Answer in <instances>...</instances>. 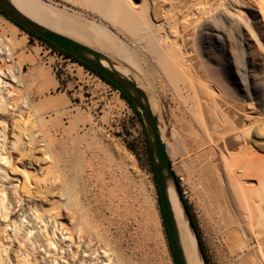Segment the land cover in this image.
Returning a JSON list of instances; mask_svg holds the SVG:
<instances>
[{
    "label": "bare ground",
    "instance_id": "1",
    "mask_svg": "<svg viewBox=\"0 0 264 264\" xmlns=\"http://www.w3.org/2000/svg\"><path fill=\"white\" fill-rule=\"evenodd\" d=\"M9 1L44 26L135 67L140 76L138 84L152 93L149 103L154 113L163 109V95L171 96L181 114L177 119L181 118V123L186 125L193 119L202 141L204 139L209 145L210 156L217 159L214 170L206 164L210 168L206 179L202 175L206 173L203 172L204 167L199 165L201 161L198 164L192 162L188 170L192 179L206 187L210 213L216 214L219 210L224 222L231 225L226 228V237L233 251L248 247L251 239L255 240L253 248L238 257V264H264V101L258 94L264 78L255 64L257 57L262 58L264 72V40L259 35L261 23L264 26V0H253L255 3H250V0H171L170 3L167 0H68L74 5L72 11L51 9L46 0ZM168 4L169 8L166 7ZM239 6H247L248 9L243 10ZM11 56V47L0 41V264H43L42 258L46 259V264H110V246L96 226H92L90 237H82L77 242V250L74 249L69 257L62 256L65 247L74 246L72 232L59 220L56 211L48 208L40 211L35 203H31L30 195L42 200L46 195L34 194L26 175L20 178L9 174L17 170L18 156L13 153L22 145L23 148L27 145V152H32L35 147L33 136L27 143L22 141L24 130H27L21 125L24 108H28L30 114L34 110L36 115V108L30 106L28 99L19 97L15 84L2 79L16 81L10 65L2 66L4 59ZM247 56L251 59L248 60ZM238 57L241 64L232 69V61ZM103 63L108 65L104 60ZM116 68L126 75L129 73L125 67ZM46 73L38 69L34 76L40 93L49 87ZM235 74L240 75L239 80ZM225 96H230L235 102L222 101ZM248 100L257 102L259 111L255 114L254 111L253 114L247 112L248 105L253 104ZM51 102H39L41 111L46 105L54 106ZM189 115L191 119H188ZM244 120H249L250 124ZM41 126L39 137L49 139V133ZM163 130L160 126L164 139ZM194 133L197 136L198 132ZM250 135L252 139H249ZM235 138H241L244 143L234 153L239 141ZM166 144L170 153L172 146ZM204 155L197 154L198 157ZM41 158L46 161L48 157ZM44 165L39 166L41 170ZM46 172L49 174V170L44 174ZM167 195L186 264H205L195 230L190 226L171 178L167 181ZM21 202L25 210L19 212L15 219L13 215L23 204ZM243 219L250 232L247 233L248 238L239 231L244 224ZM33 228L37 235L32 240ZM5 237L9 238L8 244L3 242ZM10 246L17 252L13 258L8 253Z\"/></svg>",
    "mask_w": 264,
    "mask_h": 264
},
{
    "label": "rangeland",
    "instance_id": "2",
    "mask_svg": "<svg viewBox=\"0 0 264 264\" xmlns=\"http://www.w3.org/2000/svg\"><path fill=\"white\" fill-rule=\"evenodd\" d=\"M46 1L50 4L51 9H67L69 11L75 9L73 3L68 0ZM167 1L168 3L172 2L171 0ZM228 1L235 2L236 0ZM253 2L255 3L250 0V3ZM166 7L169 8V4ZM239 8L248 9L247 6H239ZM87 18L90 19V16L87 15ZM261 24L259 35L264 40V26L263 23ZM0 41L7 43L12 49V56L8 58L10 60L5 58V63L3 62L2 66L10 65L16 81L2 79L9 81L8 83H14L15 88L20 92L19 97L27 98L30 106L36 108V115L33 114L34 110L31 115L28 113L29 109L24 108L25 112L23 109L24 115L22 116L24 120L21 119L22 127L27 129L24 130L26 138L22 137V141L27 143L30 136H33L35 147L32 152H27V145L25 148L22 145L17 152L13 153L18 156L17 170L9 174L11 176L16 174L20 178L26 175L34 194L46 195L43 200L30 195L31 203H35L40 211L47 208L56 211L55 213L60 217L59 220H62L68 231L72 232L74 246L72 248L65 247L62 256L69 257L74 249L77 250L75 247L77 242L82 237H90L93 234L92 226H96L105 243L108 247L110 246L112 257L110 264H175L163 221L155 165L151 160L153 152H150L152 151L150 138L141 112L138 114L122 97L118 89L93 71L49 43L30 35L1 13ZM108 56L116 66L127 68L128 75L140 82V76L135 67L123 59L112 55ZM247 59L251 58L247 56ZM262 61V58L257 57L255 64L258 71L261 72L260 76L264 78ZM232 62L233 69L241 64V59L238 57ZM38 69L46 71L48 75L49 87L42 93L38 92L36 81H34ZM34 70L36 71L34 72ZM248 73L251 74V71L248 70ZM235 78L239 80L240 75L235 74ZM262 82L259 85L258 94L259 98L264 101L263 79ZM238 86L241 85L238 84ZM145 92L150 98L152 93L148 90ZM163 98V109L158 110L155 114L159 118L160 126L164 129L165 142L172 146V153L170 152L169 156L174 177L197 225L207 260L209 264H238V257L246 253L248 249H252L255 240L252 238L248 247L237 249V251H233L230 247L226 230L231 225L224 222L219 210L216 214L210 213L206 187L202 182L198 180L196 182L195 178L192 179L188 171L192 162L198 164L201 161L202 163L200 162L199 165L204 167L203 172L206 173H202V175L204 174L203 177L206 179L209 175L208 169L214 170L217 159L210 156L209 145L205 144L204 139L202 141L201 132L190 115L188 119L191 120L188 121V125L181 123V118L177 119L181 114L176 109L171 96L163 95ZM223 98H221L222 101L235 102L230 96ZM255 100H248L253 104L248 105L250 108L246 109L247 112L253 114L252 111H254L255 114L256 111H259ZM45 101L47 103L52 101L54 106L46 105L41 111L39 102ZM228 106L230 107V105ZM244 121L250 124L249 120ZM37 122L38 124H36ZM41 125L49 133V139L39 137ZM185 126L187 130L184 129ZM181 127L183 130L180 129ZM185 132H189L188 135ZM194 132H198L197 136ZM181 137H185L182 138L183 141ZM248 137L252 139V135ZM240 139L235 138L238 142H236L234 153L238 152V148L240 149L244 143ZM189 140L192 141L189 142ZM172 150L178 151V153L176 154ZM204 151L206 152L203 153ZM197 154L198 156L205 155L203 158L202 156L198 157ZM43 156L48 157L46 161L42 160ZM29 162L32 163L31 166ZM203 163L205 166L201 165ZM42 164L46 165L43 166L44 170L39 167ZM205 167L207 171H205ZM48 170L49 174L47 172L44 174ZM46 185L48 186L46 187ZM17 209L19 210L15 215L10 213L15 219L19 212L25 210L24 203ZM245 221L243 219L242 223L244 224L239 227V231L243 233L240 234L244 238L245 234L247 237L250 233ZM227 226L229 227L227 228ZM32 230L30 237L33 240L36 239L37 233L34 228ZM3 242L8 244L9 238L5 237ZM251 243L252 245L249 247ZM66 250L71 252L68 253ZM8 251L12 258L17 254L11 246ZM36 255L39 257L40 253L37 252ZM41 260L43 264H46L45 258Z\"/></svg>",
    "mask_w": 264,
    "mask_h": 264
},
{
    "label": "water",
    "instance_id": "3",
    "mask_svg": "<svg viewBox=\"0 0 264 264\" xmlns=\"http://www.w3.org/2000/svg\"><path fill=\"white\" fill-rule=\"evenodd\" d=\"M0 10L7 14L14 21L22 25L28 31L42 36L63 50L92 65L112 82H114L136 104L142 114L150 138L161 203L176 264H186L179 244L178 233L175 227L174 217L167 195V181L169 178L174 181L175 187L179 192V196L183 202L184 210L189 217V223L192 228L193 225L190 220L188 209L186 208L183 197L180 193V188L174 177L167 144L164 141L160 131L159 118L152 111L149 103V97L145 90L133 77L118 71L116 65L112 62L110 57L103 52L44 26L43 24L18 10L9 0H0ZM103 60L106 61L108 65H105Z\"/></svg>",
    "mask_w": 264,
    "mask_h": 264
},
{
    "label": "trees",
    "instance_id": "4",
    "mask_svg": "<svg viewBox=\"0 0 264 264\" xmlns=\"http://www.w3.org/2000/svg\"><path fill=\"white\" fill-rule=\"evenodd\" d=\"M0 13L5 16L7 19H9L10 21H12L13 23H15L18 27H20L21 29L25 30L27 33H29L30 35L32 36H35L47 43H49L50 45H52L53 47L59 49L62 53H64L65 55L71 57L72 59H74L75 61H78L79 63H81L82 65H84L86 68L90 69L91 71H93L95 74H97L99 77H101L104 81H106L107 83L111 84L114 88L118 89L122 95V97H124L127 102L135 109V111L140 114V110L138 109V107L136 106V104L129 98V96H127V94L121 90L114 82H112L109 78H107L103 73H101L100 71H98L96 68H94L92 65L88 64L87 62L81 60L80 58L74 56L73 54L63 50L62 48H60L59 46L51 43L50 41L46 40L45 38H43L42 36L40 35H37L31 31H28L27 29H25L22 25H20L19 23H17L16 21H14L12 18H10L7 14H5L4 12H2L0 10ZM152 153V151H150ZM151 160H152V163L154 165V158H153V155H151ZM154 170H155V167H154ZM156 171V170H155ZM156 178H157V175H156ZM157 184H158V181H157ZM159 189V188H158ZM159 200H160V203H161V198H160V193H159ZM184 200V198H183ZM184 203L186 205V208L188 209V212H189V215H190V220L192 222V225H193V228L195 230V233H196V237H197V240H198V244L200 246V249L202 251V254H203V257H204V260H205V264H209L208 260H207V257L205 255V251H204V248H203V243H202V240H201V236L198 232V229H197V225L195 224L191 214H190V210L188 208V205H187V202L184 200ZM162 204V203H161ZM162 215H163V221H164V225H165V229H166V232L168 234V230H167V226H166V222H165V217H164V212H163V207H162ZM168 237H169V234H168ZM170 240V238H169ZM170 247L172 249V246H171V242H170ZM172 253H173V250H172ZM173 256H174V253H173ZM174 260H175V256H174ZM175 264H176V260H175Z\"/></svg>",
    "mask_w": 264,
    "mask_h": 264
}]
</instances>
